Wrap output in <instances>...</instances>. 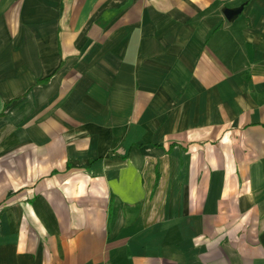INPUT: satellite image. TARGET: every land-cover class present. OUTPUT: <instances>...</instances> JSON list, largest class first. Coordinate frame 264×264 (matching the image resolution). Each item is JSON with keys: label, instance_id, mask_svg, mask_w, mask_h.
<instances>
[{"label": "crops", "instance_id": "obj_1", "mask_svg": "<svg viewBox=\"0 0 264 264\" xmlns=\"http://www.w3.org/2000/svg\"><path fill=\"white\" fill-rule=\"evenodd\" d=\"M0 264H264V0H0Z\"/></svg>", "mask_w": 264, "mask_h": 264}, {"label": "water", "instance_id": "obj_2", "mask_svg": "<svg viewBox=\"0 0 264 264\" xmlns=\"http://www.w3.org/2000/svg\"><path fill=\"white\" fill-rule=\"evenodd\" d=\"M242 12V7H238V8H226L224 9V14L225 17L232 21L233 19H235L240 13Z\"/></svg>", "mask_w": 264, "mask_h": 264}]
</instances>
